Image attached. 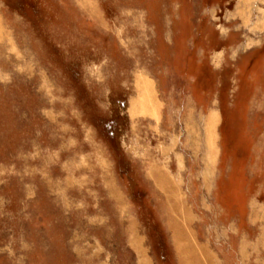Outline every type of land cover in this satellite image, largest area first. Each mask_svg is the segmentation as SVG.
Returning <instances> with one entry per match:
<instances>
[{"label": "rangeland", "instance_id": "obj_1", "mask_svg": "<svg viewBox=\"0 0 264 264\" xmlns=\"http://www.w3.org/2000/svg\"><path fill=\"white\" fill-rule=\"evenodd\" d=\"M0 264H264V0H0Z\"/></svg>", "mask_w": 264, "mask_h": 264}]
</instances>
